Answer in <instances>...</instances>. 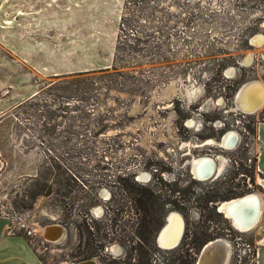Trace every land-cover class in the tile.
<instances>
[{
  "label": "rangeland",
  "instance_id": "1",
  "mask_svg": "<svg viewBox=\"0 0 264 264\" xmlns=\"http://www.w3.org/2000/svg\"><path fill=\"white\" fill-rule=\"evenodd\" d=\"M263 24L264 0H0V61L29 68L27 77L0 74V107L13 123L0 139V214L40 264H140L123 191L137 185L164 203L151 264H196L185 253L194 235L202 245L227 242L226 264H238L248 244L241 264H255L264 104L248 115L234 97L246 82L264 84ZM259 35L263 43L252 44ZM228 132L237 136L232 150L206 144ZM200 156L222 159L204 182L189 166ZM245 195L258 196L263 211L241 233L217 204ZM171 213L184 233L164 250L157 236ZM53 225L64 233L50 241L41 231Z\"/></svg>",
  "mask_w": 264,
  "mask_h": 264
},
{
  "label": "bare ground",
  "instance_id": "2",
  "mask_svg": "<svg viewBox=\"0 0 264 264\" xmlns=\"http://www.w3.org/2000/svg\"><path fill=\"white\" fill-rule=\"evenodd\" d=\"M264 28V24L262 26ZM252 44L260 46L263 43V37L255 36L251 40ZM250 58V57H249ZM249 58H246L245 63L248 64L250 61ZM227 74H230V71L227 72ZM264 104V84L261 81L252 80L247 83L242 84L239 87V92L236 95L235 98V106L237 109L244 113V114H256L260 109L263 107ZM237 144V136L234 134V132H228L226 133L220 143V147L224 150H231L233 149ZM219 161L222 159L219 157ZM191 172L196 177V179L200 181H205L207 178L213 175L216 168L218 169V165L215 161L211 162L210 160H207L206 156L197 158L191 162ZM220 169V168H219ZM260 185L264 189V179H260ZM245 199V200H243ZM242 201L239 202V201ZM230 204L222 205L220 210L224 215L230 217V221H232V224L235 225L239 231L242 232H249L253 230L256 225L258 224L262 211H263V204L259 197L257 198L256 195H248V198L242 197L240 199H237ZM220 205V204H219ZM247 207V209H243ZM219 208V207H218ZM171 218V217H170ZM228 219V218H227ZM176 221H171V226L167 228L168 225H166V228L163 230L159 242L162 243L166 237V232H173L178 233V228H176ZM54 231H57L58 235H62L64 233L63 228L53 225L46 227L42 229L41 233L44 236V238L55 241L57 238L54 236ZM183 236V235H182ZM182 239V237H181ZM180 239V241H181ZM179 241V242H180ZM219 240H216L215 242H211L208 245L211 247H215L214 251L207 255L205 258H202L198 264H226V262L229 260L231 255V250L227 248L228 243H217ZM179 242L173 247L175 248L178 246ZM264 243V239L262 241ZM170 246V245H168ZM169 248V249H173ZM227 248V249H226ZM168 250V249H167ZM220 254H223L224 257L222 260H220ZM217 255V258L215 257ZM80 264H97L95 260H90L86 262H82Z\"/></svg>",
  "mask_w": 264,
  "mask_h": 264
},
{
  "label": "crops",
  "instance_id": "3",
  "mask_svg": "<svg viewBox=\"0 0 264 264\" xmlns=\"http://www.w3.org/2000/svg\"><path fill=\"white\" fill-rule=\"evenodd\" d=\"M18 59L4 58L0 63V74L11 73L17 76L26 77L29 74L28 65L24 62L19 66ZM15 64V65H13ZM6 103V101H4ZM3 104V103H1ZM12 122L5 118V111L0 107V139H7L6 128L12 126ZM264 125V124H263ZM259 139L261 141L260 159L264 160V126L260 129ZM0 140V178L6 165V157L3 155V148ZM258 198V196H257ZM3 202L0 199V203ZM15 224L10 216L0 214V264H40L38 257L25 238L15 232ZM264 235L256 243L255 264H264ZM217 258V255L215 256Z\"/></svg>",
  "mask_w": 264,
  "mask_h": 264
},
{
  "label": "trees",
  "instance_id": "4",
  "mask_svg": "<svg viewBox=\"0 0 264 264\" xmlns=\"http://www.w3.org/2000/svg\"><path fill=\"white\" fill-rule=\"evenodd\" d=\"M250 181H253L250 177ZM137 185L136 183H134ZM124 189V188H123ZM129 201L131 202L133 212L136 216V222L133 226L132 233L136 239L139 240L141 245L138 246L140 252V264H151L150 258H148V250L150 243L154 245V239L163 224L162 209L164 203L160 201L148 187L133 186L124 190ZM215 197H210L204 202H215ZM174 208L181 211L182 206L173 204ZM201 237L194 235L190 243L186 247V255L190 256L189 251H193L194 255H198L202 245ZM207 243V242H206ZM146 247V248H145ZM195 260L188 262L187 264H194Z\"/></svg>",
  "mask_w": 264,
  "mask_h": 264
},
{
  "label": "water",
  "instance_id": "5",
  "mask_svg": "<svg viewBox=\"0 0 264 264\" xmlns=\"http://www.w3.org/2000/svg\"><path fill=\"white\" fill-rule=\"evenodd\" d=\"M238 92H239V89L237 90V92L235 94L234 104H235V98H236V95L238 94ZM211 162H212V160H211ZM190 169H191V167H190ZM219 204L220 203L217 204V209H218ZM170 217L168 219L167 228H169L171 226V221L172 220L176 221L178 223V227L177 228H178L179 234L167 231L164 241L162 243H160L159 242L161 240L160 236H161L163 230L166 228V226L160 231V233L157 236V242L161 246V248L164 249V250L165 249H169V248H173L180 241V239H181V237H182V235L184 233V221H183L182 216L180 214H178V213H171ZM54 236H55V238H57V237L59 238L60 237V235H58L57 231H54ZM215 241H216V239L212 240V241H209L206 244H204V246L201 248V250H200V252L198 254L196 264H198V262H200V260L202 258H205L207 255H210L214 251L215 247L214 248L210 247V245H208V244L211 243V242L213 243ZM168 245H170V246H168ZM223 257H224V255L220 254V260H222Z\"/></svg>",
  "mask_w": 264,
  "mask_h": 264
},
{
  "label": "flooded vegetation",
  "instance_id": "6",
  "mask_svg": "<svg viewBox=\"0 0 264 264\" xmlns=\"http://www.w3.org/2000/svg\"><path fill=\"white\" fill-rule=\"evenodd\" d=\"M247 83V82H246ZM261 110V109H260ZM222 139V138H221ZM221 139L219 140V142L218 143H215V142H213V141H208V142H206V144L208 145V146H211V145H216L217 147H219V148H221L220 147V143H221ZM206 144H204V145H206ZM237 145V144H236ZM222 149V148H221ZM224 150V149H223ZM232 150V149H231ZM201 157H204V156H200V157H194L191 161H190V163H189V166L191 165V162L193 161V160H195V159H197V158H201ZM206 158H207V160H212V162L213 161H215L216 162V164L218 165V163L217 162H220L219 161V157H217V158H211V157H207L206 156ZM219 171H220V169H219V167H218V169L216 168V170H215V172L213 173V175L212 176H210L209 178H207V180L208 179H210L211 177H213L215 174H217V173H219ZM193 175V174H192ZM195 179H196V177H195ZM197 181H200V180H198V179H196ZM207 180H205V181H207ZM200 182H204V181H200ZM247 198H248V195H245ZM245 196H242V197H245ZM242 197H238V198H233V199H230V200H228V201H224V202H222V203H220V205L218 206L219 208H218V212H220V213H222V211L220 210V208H221V206L222 205H225V204H230V203H232V205H234L233 203H234V201H236L237 199H240V198H242ZM243 200H245V199H243ZM243 200H241V201H239V202H241L242 203V201ZM243 209H247V207L246 208H244L243 207ZM225 217H226V215H225ZM227 218H228V220H230L231 218L230 217H228L227 216ZM231 222V224H232V221H230ZM177 225H176V228L178 227V223H176ZM232 226L237 230V231H239L238 230V228L235 226V225H233L232 224ZM239 232H241V233H247V232H242V231H239ZM183 238V237H182ZM182 240V239H181ZM181 242V241H180ZM180 242H179V244H180ZM217 243H225V241H223V240H219ZM227 243V242H226ZM178 244V245H179ZM228 246V245H227ZM177 247V246H176ZM175 247V248H176ZM211 247V246H210ZM229 247V246H228ZM165 250H167V249H165ZM168 250H171V249H168ZM91 260H93V259H91ZM86 261H90V260H84V261H80V262H78V263H76V264H80V263H82V262H86Z\"/></svg>",
  "mask_w": 264,
  "mask_h": 264
},
{
  "label": "built area",
  "instance_id": "7",
  "mask_svg": "<svg viewBox=\"0 0 264 264\" xmlns=\"http://www.w3.org/2000/svg\"><path fill=\"white\" fill-rule=\"evenodd\" d=\"M240 239L238 238L237 241H236V244L237 246H240V243H239ZM241 246L242 249H238L237 251V254H236V259H237V263L238 264H241L242 261H243V256L247 254L248 250H249V245L248 244H242Z\"/></svg>",
  "mask_w": 264,
  "mask_h": 264
}]
</instances>
